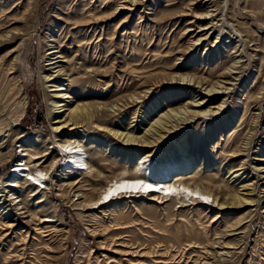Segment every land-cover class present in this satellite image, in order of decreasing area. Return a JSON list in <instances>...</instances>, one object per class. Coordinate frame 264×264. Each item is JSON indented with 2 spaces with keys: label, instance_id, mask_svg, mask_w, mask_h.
I'll list each match as a JSON object with an SVG mask.
<instances>
[{
  "label": "rangeland",
  "instance_id": "1",
  "mask_svg": "<svg viewBox=\"0 0 264 264\" xmlns=\"http://www.w3.org/2000/svg\"><path fill=\"white\" fill-rule=\"evenodd\" d=\"M112 3L108 0H94V3H91V0H30L29 3L27 0H0V36L8 30L25 35H15L10 42L0 41V116L2 119L9 118L12 122L9 137L5 140H7L8 147L10 146L9 150H12L13 155L5 166L0 167V177L16 169V165L23 155V148L20 145L32 146V153L35 151L37 153L44 152L43 159L33 161V163L45 161L41 167H46L49 162H52L56 151L59 150L60 141L54 138L51 127L52 117L47 105L48 96L51 94L46 93L44 89L45 84L41 77L45 74L39 68L42 62L41 57L47 49L45 46L46 34H51L56 40L59 39V44L63 46L61 48L67 60L81 59L79 60L80 65L77 66L80 67L77 71L81 73L80 75L85 68L100 67L102 70L105 67L103 72H106L105 75H102L103 77L86 76L84 79L83 77L79 78L74 70L71 71V79L76 80L73 85L75 102L91 104L96 102L112 106L117 103L124 104L126 97L133 90L138 92V89L144 85L148 86L156 82L144 102L147 106L129 104V108L127 107V110L121 115H109L108 117L96 115L95 117L94 124L100 126L101 129L125 131L122 128L131 121L130 118L134 117L132 113L141 106L138 114L147 113L143 124L138 123L139 118H137V122H134L140 126V128L130 130L134 131L135 135H142L143 128H147V121L157 114L158 109L159 111H166L168 108L181 110L186 104H194L193 101L208 99L200 94L206 91L200 88L193 90V87L180 85L182 83L174 81L172 83L171 76L168 74H173L176 77L179 75L191 76L194 73L196 76L203 74L202 77L207 76L208 79L206 84H211L210 81L214 82L219 79L223 70L236 62V69H232L237 72L233 75L236 81L232 83L237 85L225 105L224 114L218 118V122L221 124L231 120L227 127L217 134L213 132L214 127L209 129L210 127L207 126L205 129L202 120H193L189 126H185L186 131L173 134L170 139L161 141L159 153H162V156L172 155L180 147L181 149L185 148L193 158H204L207 166L211 163L213 168L203 169V175L210 176L216 183L238 192V196L246 199L247 202L242 206H232L229 201V205L219 212L221 218L209 224L208 220L216 216V210L208 213L206 212L207 208L203 207L202 213L197 218L187 210L167 207L168 203L147 205L144 199H141L142 197L131 198L134 204L128 205L129 208L127 207L123 211L116 212L117 215L115 214L114 219L110 220V215L102 219L106 223L112 221V224L114 222L131 224L129 237H125L123 240L120 237L104 240L109 235L118 233V231H112L106 236L93 238L90 237L86 222L79 216L80 211L77 210V205L82 201L81 196L78 195L80 192L78 187L81 186L83 195L86 193L90 195L88 190L93 189V193L98 192L105 186L106 179L118 172L107 166L108 168L102 170L103 176L93 182L88 173L87 176H84V172L81 176L76 177L74 174L67 175L64 168L60 169L61 164H57L56 168L59 169L55 171V168L54 171H49L46 179L47 188L44 190L48 199L55 204L53 207L56 210V225L60 230L58 239L63 245L62 250L57 254L59 259L53 264H73L77 259V252L81 244L89 241L90 254L89 256L83 254V257L91 259V264H107V258H117V262L118 258L122 260L138 259L143 260L145 264H156V261H165L168 264H197L198 255L193 251H197L201 247L199 245L197 248L188 249L189 247L185 246L194 240L190 239L189 233L194 235L195 241L211 242L214 229L217 228L219 233L224 232L225 226L236 222V220H241V222L233 233L239 236L226 237L221 242L223 241L224 245L230 241L231 244H237V240H239L237 238L242 237L238 245H234L236 248L234 251L237 254L234 258L227 255L225 263L221 262V264H264V173H260L261 177H259L254 171L258 167H264V162L253 160V158L264 156V0H137L132 4L131 2L124 3L123 6L126 7H122L114 15ZM93 8L95 10H92ZM90 9L91 13L88 11ZM207 9L216 10L212 12V16L215 17H210V19L213 18L215 21L213 23H217V28L212 31L216 33L209 39V44H213L216 36L220 37L219 41L221 38L223 42L231 40V43H226L225 46L221 45V48L224 49H219V54L215 48L214 51H204L205 47L210 48L206 42L198 49L187 50L190 39L192 40V36L196 34H184L185 30L191 26L187 23L194 21L197 23L196 26L207 23L209 20H196L193 17L195 15L204 17L209 11ZM183 11H187L186 13L189 15L180 16ZM87 23L91 27H97L94 38L101 33L108 34V39L111 40V51L107 54V58H104L105 53L103 54L102 49L94 53L95 50L91 44L84 52L75 56L74 50L78 48L76 47L78 43L74 33L81 30L80 38L87 41L92 34L89 32ZM118 23L120 25L116 28ZM192 29L196 30L195 27ZM20 37H22L20 51L11 56L10 50L18 45ZM132 49L135 51L131 54ZM15 56L17 57L16 64L11 61ZM149 57H151L149 61L154 65L146 68L144 64L147 63ZM11 66L15 67L12 70L14 73L8 75ZM135 67L142 68L137 72L144 77L140 76L139 79H136L133 76L130 69ZM150 71L153 73L160 71L161 73L153 75L152 78H146L144 73ZM118 73L120 77L123 76L122 82L118 78H114ZM11 77H14L15 83L8 81ZM77 79L81 82H77ZM204 88L205 86L202 89ZM247 95L255 98L254 101H249L250 106L244 114L242 104ZM220 99L217 98L205 107H190L188 110L203 113L209 108L217 107L220 104ZM3 103H5L4 107ZM259 105L262 112L258 111ZM256 117L260 121L257 124L252 123V119ZM241 118L243 119L242 125L238 132H242V136L252 130V127L258 130V134L254 138L252 151L247 160L248 164L245 166L246 173L239 180L237 177L231 180V171L237 168L242 158L227 157L223 152H220L217 143L223 144L220 137L222 140L225 139L230 132L228 130L238 127V121ZM214 124H217L216 121L212 122V126ZM105 129L98 131L85 127L74 135L78 139L83 137V144L92 156L89 160L93 168L95 170L99 168L95 159L97 157L100 161L101 159L115 160L118 162L117 165L124 164L126 161L128 165L132 166V159L138 150L135 152L127 148H123V151L117 150V141L108 132H105ZM209 133L212 135L211 139L206 140L205 136ZM21 135L26 137V141L22 143L21 140L15 144L14 138ZM11 140H13L12 145ZM27 141L29 143H26ZM108 164L109 161H101L99 165ZM65 165L68 166L67 163ZM68 167V172L74 171L71 166ZM190 172V169L186 171V173ZM76 180H80V183L72 185L71 183ZM58 194L64 196L60 197ZM137 195L141 196V194ZM206 203L210 205L209 202ZM113 205L109 208L116 206L117 203ZM211 209L209 208V210ZM128 239L131 240L132 248L142 253L151 254H147L143 258L115 254L124 250V247H121L123 245L117 244ZM111 240H115V242L111 244ZM177 244H181L184 250H178L177 254H174L176 251H169L174 254V257L169 256V253L161 256L164 246H177ZM154 251L158 253L154 254ZM215 251L220 254L227 250L218 248ZM42 255L44 253H41L40 256ZM85 257L79 258V264H83ZM14 262L13 259L12 263ZM122 264L126 263L123 261Z\"/></svg>",
  "mask_w": 264,
  "mask_h": 264
},
{
  "label": "bare ground",
  "instance_id": "2",
  "mask_svg": "<svg viewBox=\"0 0 264 264\" xmlns=\"http://www.w3.org/2000/svg\"><path fill=\"white\" fill-rule=\"evenodd\" d=\"M29 1L30 0H27V3H29ZM108 1H111V3L113 2V15L116 14L118 10H121L122 7H124V3L126 4L127 2H131L132 4L137 2V0ZM91 3H94V0H91ZM92 10H95V8ZM92 10H88L89 13H91ZM214 11L216 10L211 9L207 11L204 17L196 15L193 16L196 20H209L204 25L199 24L196 26L197 23L194 21L187 23L191 26L185 30L184 34L190 35L189 33H196L195 36L191 35L192 40L190 39V44H188L189 47L187 50L191 51L192 48L193 50L198 49L199 46L206 42V45L210 46V48L207 49V47H205L204 51H214L215 48L217 54H219V49H224L221 48V45L225 46L226 43H231V40L229 42H223L222 38L219 41L218 39L220 37L216 36L213 44H209V39L213 37V34L216 33L212 31H214V28H217V23H213V18L215 16H212V12ZM186 12H181L180 16L189 15ZM89 13H87V15H89ZM91 16L94 17V15ZM210 17L213 18L210 19ZM88 24L89 23L86 25L90 29L89 32L92 33L89 39L85 41L84 38H80V33L82 31L77 30L74 33V37L77 39L78 46L76 47L78 48L76 50L73 48L69 49H73L75 56H78L91 44L92 48L95 50L94 53L101 51L102 49V51H104L103 54L105 53L104 58H107V54L111 51V40L108 39V34L104 35L101 33L98 35V37L94 38L97 27H91V25ZM119 25L120 24L118 23L116 28H118ZM193 27H195L196 30L192 29ZM107 30H109L108 27ZM15 35L22 34L8 30L2 36H0V41L10 42L12 39H14L13 36ZM21 40L22 37H20L18 40L20 41L18 45L10 50L11 56L20 51ZM45 40V46L47 49L44 51V54L41 57L42 62L39 65V68L43 70L42 73L45 74L41 77L45 84L44 89L46 93L51 94L48 96L49 101L47 105L50 108L49 111L52 117L51 127L54 138H57L60 141L58 144L59 150L56 151L55 158L52 162H49L46 167H41L45 161H39L37 163H33V161L43 159L42 154L44 152L37 153L35 151L32 153V146L27 147L26 144L20 145V147L23 148V155H21V160L18 161L16 169L5 174V177H0V260H2L0 264H53L59 259L57 254L60 253L63 245L58 239V233L60 230L56 225L57 216H55V204L52 203V200L48 199L44 192L45 188H47L46 179L49 175V171H54L57 164H61L59 166L60 169L64 168V171H66L67 175L74 174L76 177L81 176V174H83L82 172H84V176H87L88 173L93 182L99 180L101 176H103L102 170H105V168H108L109 166L118 172L114 176L112 175V177H108L106 179L105 186L102 187L98 192L93 193L94 190L91 189L88 190L90 191V195L87 193L83 195V192H81V186L78 187V190L80 189L78 195L81 196L82 201H80L77 205V210L80 211L79 216L86 222L85 224L90 237L93 238H99L102 237V235L106 236L112 233V231H118V233H116V235L111 234L104 240L113 238L118 239V237L123 240L125 237H129L128 235L131 233L130 229L132 227L131 224H120L116 222L112 224V221H108V223H106L103 222L102 219L109 215L111 216L110 220L114 219L116 212H119L120 210L123 211L128 207V205L134 204V202L131 201V198L142 197L141 199H144V202L147 205L150 203H154L156 205L168 203L167 207H177V210H187L190 214L197 218H199L200 214L202 213L203 207L207 208L206 212L208 213L216 210V216L208 220L209 224L214 223L221 218L219 216V212L223 211L229 205V201L232 206H242L247 202L246 199L238 196V192L229 190V187L216 183L215 180L210 178V176L203 175L202 170L211 167V163L207 166L204 158H193L191 154H188L185 148L181 149L180 147V151L176 150V153H173L172 155L166 154L162 156V153H159V145L161 141L170 139L173 134L186 131L185 126H189L193 120H202V124L204 125L205 129L207 126L210 127L209 129L214 127L213 132L217 134L221 133L223 129L227 127L231 120H227L225 124H221V122H218V118H221V116L224 114L225 105L227 104L228 99L231 98L230 94L237 85L236 83H232L233 81H236L233 75L237 74V72L232 71V69H236V62L225 68L219 75V79H216L214 82L210 81L209 83L211 84H206L208 79L207 76L202 77L203 74L196 76V73H194L191 76L179 75L178 77L173 76V74H168V76H171L172 83L174 81L176 83H182L180 85L193 87V90L200 88L201 90L206 91L200 94L204 95L208 99L193 101L194 104H186V106H183L184 108L181 110L168 108L166 111H159L158 109L157 114L150 117L147 121V128H143L142 135H135L134 131L130 130L134 128H140V126L134 124V122H137V118H139L138 123H144L143 120H145L144 117L147 112H141L138 114V111L141 109V106L144 104L145 100H147V96L150 93L152 86L154 87L156 82L151 83L148 86L142 84L144 86L139 89L137 88L139 90L138 92L133 90L126 97V102L123 101L124 104L117 103V105L112 106L96 102L92 104L75 102L73 85L75 84L76 80L71 79L70 75L72 70L75 72L79 70L80 67L77 66L80 65L79 60L81 59L67 60V57L64 55V51L61 48L63 46L59 44V39L56 40L51 34H46ZM133 51L135 50L132 49L131 54ZM153 56L154 55L152 54V57ZM150 58L151 57H149L147 63L144 64L146 65V68L154 65L153 63L151 64V61H149ZM11 61L16 64L17 57H13ZM12 66L14 65L12 64ZM12 66L8 70V75L14 73L12 70L15 69V67ZM103 69H105V67ZM103 69L100 70V67L95 69L85 68L84 72H82V75H80V72H77L76 74L79 75V78H84L86 76L103 77L102 75L106 72H103ZM138 70H142V68L139 69L138 67H135L130 69V72L133 73V76H135L136 79H139L140 76L144 77V75L137 72ZM137 73L138 75H136ZM157 73L161 72L158 71ZM157 73L150 71L144 74L146 78H152L153 75ZM118 76L119 73L116 74L114 78H118L119 81L122 82L123 76ZM8 81H12L14 83L16 82L14 77H11ZM77 82L81 81L77 79ZM204 86L205 88L202 89ZM217 98H221L220 104H218L217 107L207 109L203 113H201V111L188 110L190 107H205L208 105V103L213 102ZM254 98L248 95L244 98V102L242 104L244 114L250 106L249 101H254ZM192 99L194 100L193 97ZM129 104L135 106L141 104V106L138 108V110L136 109L135 112L132 113L134 114V117L130 118L131 121L126 123L125 127L122 128L125 131H112L111 129H104L105 132H108V134L113 136V138H115L117 141V150L120 149L121 151L123 148L132 149L134 152L138 150L135 154L136 156L132 159V166L128 165L126 161L124 164L117 165L118 162L111 159H101L102 162L109 161V164L99 165L101 161L97 157L95 159L99 168L95 170L89 160V158L92 157L89 153L90 151L88 152L86 146L83 144V137H80V140L75 138L74 135H76L80 129L82 130L85 127L88 129L94 128L98 131H104V129H101L100 126H96L94 124L96 115H99L100 117H108L109 115L118 116L123 114L125 110H127V107L129 108ZM144 105L147 106V104ZM2 106L4 107L5 103H3ZM258 111L262 112L260 105L258 106ZM256 116H259V114H256ZM242 120L243 119L241 118V120L238 121V127L228 130V132H230L225 139L222 140L220 137V141H223L222 145L217 143L219 144L220 152H223V154L227 155V157L242 158L237 168L234 171H231V180L235 179L236 177L237 180H239L242 175L246 173L247 169L245 166L248 164L247 160L249 159V155L252 151L251 147L255 141L254 138L258 134V130L255 127H252V130L248 131L245 136H242V132H238L239 129H241ZM213 121H216L217 123L214 124V126H212ZM259 121L260 120L257 117L252 119V123L255 124H257ZM11 124L12 122L9 118L2 119L0 116V167L5 166L11 159V156H13L12 150H9L10 146L8 147L7 140H5V138L9 137ZM219 124L221 125L218 126ZM211 136L212 135H210V133L205 136L206 140L208 138L211 139ZM25 138L26 137L24 135L15 137V144L21 140L22 143L25 142ZM12 143L13 140H11V145ZM26 143L29 142L27 141ZM214 147L217 146L214 145ZM253 160L255 162H264V156L253 158ZM127 161L130 160L127 159ZM65 163H67L68 166H71V169L74 171L68 172L67 169L69 167L66 166ZM116 166L119 167L117 168ZM57 169L59 168H56L55 171H57ZM189 169L191 172L186 173V171ZM254 171L257 172L256 175L261 177L260 173H264V167H258L257 169H254ZM19 177L22 178L19 179ZM79 183L80 180H76L71 184L78 185ZM137 194H141V196ZM58 196L63 197L64 195L58 194ZM206 202H209L210 205H207ZM115 203H117L116 206H114ZM112 205L114 207L110 209L109 207ZM132 207L135 208L136 206ZM209 208L212 209L209 210ZM240 222L241 220H236V222L226 225L224 232L222 231L219 233L217 228L214 229L211 235V237L213 236L211 242L206 241L204 243H200L195 241L194 235L189 233L191 236L190 239L194 240H191L185 246L189 247L188 249L197 248L199 245V247H201L198 248L197 251H193L194 254L198 255L197 264L225 263V258L227 255H230V258H234L237 254L236 251H234L236 250L234 245L237 246L242 237L237 238L239 239L237 240V244H231L232 242L230 241L224 245L223 241L221 242V240L225 239L226 237H233V235H237L233 232L237 230V226L240 224ZM238 236L239 235H237V237ZM113 242H115V240H111L110 243L112 244ZM89 245L90 241L81 244L77 252V259H75L73 264H79V258L83 259L85 257H83V254H87L89 256ZM117 245H123L121 247H124L123 251H119L118 253L114 252L115 254H120L121 256L143 258L147 254H151L148 252L142 253L132 248L131 240L129 239L121 241ZM218 248H222V250L226 249L227 251H223L219 254L217 251H215ZM171 250L176 251L174 254H177V251H183L184 247H181V244H177V246H164L161 256L168 255L169 251ZM41 253H44V255L40 256ZM155 253L158 252L154 251V254ZM174 254L170 252L169 256L174 257ZM102 257L104 258V256ZM13 259L15 260L14 263H12ZM90 260L91 259L85 257L83 264H91ZM106 261H108L107 264H122L123 261L126 264H145L143 260L138 259L122 260L121 258H118L117 262V258H107ZM155 263L168 264V262L165 261H156Z\"/></svg>",
  "mask_w": 264,
  "mask_h": 264
}]
</instances>
